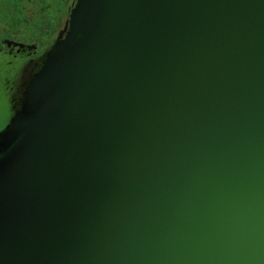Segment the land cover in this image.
I'll return each instance as SVG.
<instances>
[{"label": "water", "instance_id": "water-1", "mask_svg": "<svg viewBox=\"0 0 264 264\" xmlns=\"http://www.w3.org/2000/svg\"><path fill=\"white\" fill-rule=\"evenodd\" d=\"M0 131V264H264V0H77Z\"/></svg>", "mask_w": 264, "mask_h": 264}, {"label": "flooded vegetation", "instance_id": "flooded-vegetation-1", "mask_svg": "<svg viewBox=\"0 0 264 264\" xmlns=\"http://www.w3.org/2000/svg\"><path fill=\"white\" fill-rule=\"evenodd\" d=\"M76 3L77 0H0L1 22L9 26V32L0 35V93L3 98L0 131L14 114L15 97L19 96L26 78L60 39ZM34 10L45 16L49 25L38 37L30 38L25 35V29L29 25V14Z\"/></svg>", "mask_w": 264, "mask_h": 264}, {"label": "rangeland", "instance_id": "rangeland-1", "mask_svg": "<svg viewBox=\"0 0 264 264\" xmlns=\"http://www.w3.org/2000/svg\"><path fill=\"white\" fill-rule=\"evenodd\" d=\"M34 9H36L34 7ZM2 13L0 14V35L4 34L5 32H9V26L1 22V18H3ZM14 16V14H13ZM29 25L27 29H25V35H28L30 38H35L40 35L41 30L46 28L49 25L48 19L43 16L41 13H38L37 10H34L31 14H29ZM25 40H34V41H41V39H25ZM3 103L2 94L0 93V105ZM1 110V106H0ZM1 126V124H0Z\"/></svg>", "mask_w": 264, "mask_h": 264}]
</instances>
